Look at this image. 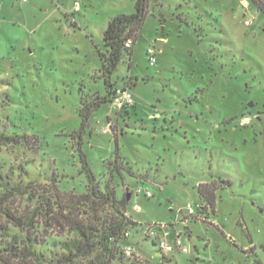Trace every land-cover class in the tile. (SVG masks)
Here are the masks:
<instances>
[{"label": "rangeland", "instance_id": "1", "mask_svg": "<svg viewBox=\"0 0 264 264\" xmlns=\"http://www.w3.org/2000/svg\"><path fill=\"white\" fill-rule=\"evenodd\" d=\"M135 2L0 0V135L18 140H0V195L30 185L7 207L28 216L44 264L75 236L59 206L101 220L114 211L79 200L88 183L74 132L81 100L108 90L103 30ZM108 79L115 93L92 112L82 150L100 191L126 197L129 235L111 264H264V13L250 0H150L132 55ZM213 180L209 205L197 186ZM160 224L186 252L158 249L146 229ZM8 227L5 240L25 237Z\"/></svg>", "mask_w": 264, "mask_h": 264}, {"label": "trees", "instance_id": "2", "mask_svg": "<svg viewBox=\"0 0 264 264\" xmlns=\"http://www.w3.org/2000/svg\"><path fill=\"white\" fill-rule=\"evenodd\" d=\"M149 2L150 0H136L132 13H119L108 20L102 35V42L107 49V55L99 52L102 60L104 81L108 90L102 96L81 100V107L78 111L80 122L74 132L76 134L79 162L88 183V191L79 195V200L94 203V205L96 201L102 204H110L114 211L107 218L101 220L100 217L90 218L88 216L82 217L80 214H63V211L67 208H64V206H59V211L56 213L52 210L53 214H57V219L62 218L65 220L64 227H68L70 231L74 232L75 236L59 243L63 252L56 255L54 261L48 264H111L114 259L118 258L117 251L121 253L119 246L121 241L127 237L125 232L128 231L127 226L130 223L123 214L126 197L117 199L114 188L108 185H105L104 192L100 191L94 172L88 163L85 152L82 150V144L92 112L110 101L111 95L115 93L114 88L111 92L109 90L112 84L108 78L126 56L130 57L132 55V47L136 41L137 34L146 20ZM250 2L260 12L264 13V0H250ZM177 5H181V3ZM127 39L132 40L130 47L125 46ZM0 140L18 142L17 139L3 135H0ZM121 169L119 165L114 166V171L117 173ZM125 169L130 171L129 168ZM4 187L5 192L0 195L1 237L4 240L9 237L8 225L25 232L26 235L22 238L14 235L11 236L9 241L5 240L0 250V264H44L46 261L45 257L34 248L35 238H32L29 232L28 216L21 213L17 214L7 207V202L11 196L30 193V185L8 186L5 183ZM216 189L217 184L214 180L201 182L197 186L200 197L209 205H213L215 202ZM151 241L156 244L154 239Z\"/></svg>", "mask_w": 264, "mask_h": 264}, {"label": "built area", "instance_id": "3", "mask_svg": "<svg viewBox=\"0 0 264 264\" xmlns=\"http://www.w3.org/2000/svg\"><path fill=\"white\" fill-rule=\"evenodd\" d=\"M78 3H76L75 7H78ZM247 23H249L247 21ZM132 45V40L131 39H127L125 42V46L130 47ZM147 55H148V60L150 64H154L156 62V50L155 48L152 47H148L147 48ZM122 97L125 98L126 101L128 102H132V97L130 93H126L125 91L122 92ZM136 194H139L142 192V189L140 188H136L135 189ZM144 195L149 197L151 196V193L149 190H145L144 191ZM188 211L190 213L194 212V208L191 207V205L188 206ZM135 209H139V207L137 205H135ZM164 224H160L159 225V232H157L154 229L151 228H147L146 229V233L156 241L157 247L164 253H170L172 252L174 249L180 250L181 252H186L187 251V247L184 246L182 244L181 241V237L180 236H176L174 239L173 243H169L168 238L162 234V230H163ZM125 235L128 236L129 235V231L125 232ZM123 252H125L126 254H129L131 252V247L130 246H123Z\"/></svg>", "mask_w": 264, "mask_h": 264}, {"label": "water", "instance_id": "4", "mask_svg": "<svg viewBox=\"0 0 264 264\" xmlns=\"http://www.w3.org/2000/svg\"><path fill=\"white\" fill-rule=\"evenodd\" d=\"M162 40H158L157 46H160ZM249 105H251V102H249Z\"/></svg>", "mask_w": 264, "mask_h": 264}, {"label": "crops", "instance_id": "5", "mask_svg": "<svg viewBox=\"0 0 264 264\" xmlns=\"http://www.w3.org/2000/svg\"><path fill=\"white\" fill-rule=\"evenodd\" d=\"M1 9H2V7H1V5H0V12H1Z\"/></svg>", "mask_w": 264, "mask_h": 264}]
</instances>
